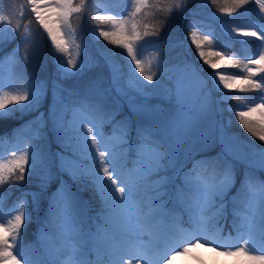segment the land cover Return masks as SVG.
<instances>
[{"label": "snow or ice", "instance_id": "snow-or-ice-1", "mask_svg": "<svg viewBox=\"0 0 264 264\" xmlns=\"http://www.w3.org/2000/svg\"><path fill=\"white\" fill-rule=\"evenodd\" d=\"M127 2L130 11L119 17L104 7L93 11L90 0H27L26 6L19 5V13L0 9V50L18 40L11 53L0 56V119L16 111L37 114L11 156L4 159L0 152V198L6 186H22L33 177L41 191L59 180L40 229L44 256L36 262L21 248L32 220L29 205L38 206V194L22 193L10 206L6 222L0 199V264H93L87 259L92 253L106 257L108 264H172L177 253L167 256V245L177 234L185 238L184 253L203 242L205 247L215 244L212 250L233 257L235 264H264V254H257L264 252V180L256 176L264 171V50L242 60L212 50V34L201 36L196 27L190 34L199 58L212 70L213 87L223 90L222 97L255 93L260 101L243 105L240 96H232L245 108L235 111L239 124L261 142L259 149L246 151L248 146L228 133L230 121L208 120L209 96L176 77L160 84L165 69L159 57L155 64L138 58L149 38L159 36L173 13L185 12L190 0ZM210 2L224 16L238 18L236 26L225 29L233 40L247 43L254 38L264 48V0ZM251 4L259 20L244 16ZM26 14L35 17L50 39L60 79L71 80L93 66L85 62L79 37L84 19L90 21L94 37L130 58L127 74L106 60L110 89L100 88L95 80L83 91L55 83L51 103L41 111L48 83L34 80L26 71L35 44V34L22 23ZM155 16H161V23L144 22ZM74 17L79 18L75 26ZM110 92L116 93L115 107H106ZM125 105L130 115L116 120ZM205 123L221 145L215 156L201 155L209 149ZM105 125H114L111 136L105 135ZM3 143L0 138V147ZM53 143L58 151H52ZM237 164L245 168L242 177ZM72 184L98 198L94 214L82 206ZM185 218L191 231L181 226ZM221 220L230 224L227 237L218 226Z\"/></svg>", "mask_w": 264, "mask_h": 264}, {"label": "trees", "instance_id": "trees-1", "mask_svg": "<svg viewBox=\"0 0 264 264\" xmlns=\"http://www.w3.org/2000/svg\"><path fill=\"white\" fill-rule=\"evenodd\" d=\"M24 0H2V8L3 9H12L19 13V5L23 4ZM100 2H105L108 4V9L117 14L118 17L120 14H124L126 11H130V5L127 0H90V6L93 11H95V4H99ZM15 5V8L12 6ZM204 6L209 10L218 11V6L211 5L210 0H190L188 5V9L183 12L186 16L185 18L192 19L196 21L198 26L201 27H211L213 29V36L215 38L213 49L215 51H223L226 55L235 56L239 59H242L253 53L256 50V47L259 42L255 41V39L249 40L247 43H242L240 41H236L231 39L228 36V32L225 30L226 27L230 28L235 22L238 21V18L228 17L220 18L216 21H208L206 17L202 16L203 14L198 13L200 6ZM219 12V11H218ZM198 13V14H195ZM162 15V14H161ZM245 17H251L252 19L259 20L258 9L254 4L247 6V10L244 13ZM177 19L175 13H173L172 19ZM168 20L162 31L159 33L158 37H150L148 43L143 45L140 49L139 56L148 64L151 61L155 64L156 58L159 57L160 61L164 64H168V58L171 54V50H169V44H166L171 38L175 39L177 35L180 33V28L178 27V20ZM86 20V25L84 27L81 26L79 31V37L82 39L83 44L85 42V28H90V21ZM79 21L78 17L73 18V25L75 26ZM83 22V21H81ZM80 22V23H81ZM145 23L150 24H159L161 23V16L150 17L144 21ZM24 24H30L32 28L36 31L37 37L40 41L44 43L45 50L38 48L34 53H31L29 56V62L26 66V71L31 74L34 80L47 81V77H52L53 75V60L55 59L54 48L49 44L48 40L45 38L42 33L39 25L33 20L30 15H26L24 20L22 21ZM27 24V25H28ZM108 27V26H104ZM23 31V29H21ZM96 45H98L103 52L107 55V58L112 59L115 64H118L122 67L125 74L128 72L130 58L126 57V53L123 52L122 49L115 48L111 44H108L101 38H98L94 41ZM18 40H14L8 43L3 50L7 52L5 55L7 56L12 52L11 46L17 45ZM193 48V46H192ZM208 50V49H207ZM22 55V53H21ZM134 69V65H131ZM97 70V66L93 70H85V72H93ZM152 71H156L155 67L152 68ZM166 71L161 76L159 83L165 79ZM139 76V73H136ZM5 77H7V68L5 69ZM143 79L142 77L140 78ZM168 79V78H167ZM169 80H167V83ZM144 83H147L146 81ZM7 90V89H3ZM49 92V91H48ZM233 95L240 96V104H243L249 101L255 93H233L228 94L226 100L222 101V120L229 119L230 126L227 128V131L234 135L236 139L240 142L241 145H247L246 151H252L253 149H259L261 147V142L258 141L256 137H253L250 133H248L240 124L239 120L235 116V111L240 110L238 107V102L232 99ZM49 105V93L45 99V103L41 108V111H45ZM126 114L130 115L125 108L122 109L120 114L116 117V120L122 119ZM37 114L31 111H16L11 115L0 119V138H4L3 146L0 147V152L3 153V158L7 159L11 156L12 151L16 150L13 146L16 144L18 140H22L24 134L27 132L30 127V122ZM228 123V122H227ZM114 125H105L103 131L105 135L113 132ZM22 150V149H20ZM59 149L56 147L55 143L52 144V151H58ZM218 153L216 144L209 143L208 151L202 152L203 156H215ZM199 158V157H198ZM237 175L238 177H242L244 174V169L242 164L236 165ZM55 171V170H54ZM256 176L259 179L264 180V171L256 172ZM63 179L68 180V177L65 175ZM71 184V181H69ZM39 185V181L33 177L28 180L27 183L22 186L8 188L4 190V196L0 199L3 201V208L5 212V217L8 216V211L13 202L21 196L22 193H37L39 197V204L36 207H33L31 204L29 205L32 212V220L31 223L28 224L24 236H23V244L21 250L23 251L25 257L29 260L36 262L43 259L44 252L43 247L39 241L40 229L43 228L48 207L49 201L52 194L56 191L59 186V180H53L46 190L41 191ZM239 183H237V187ZM73 190L76 192V196L79 198L82 206L88 208L90 210V214H94V210L97 209L98 198L94 196L93 192L90 190L80 191L76 184H72ZM233 190V194H234ZM31 200V197H28ZM13 213V212H12ZM187 225V219L183 223ZM218 226H223V233L226 231H230V224L221 220ZM88 260L92 261L93 264L97 263L98 260H101V256L98 257L97 253H92L87 257Z\"/></svg>", "mask_w": 264, "mask_h": 264}, {"label": "rangeland", "instance_id": "rangeland-1", "mask_svg": "<svg viewBox=\"0 0 264 264\" xmlns=\"http://www.w3.org/2000/svg\"><path fill=\"white\" fill-rule=\"evenodd\" d=\"M24 1L25 2L23 3V5L26 6L27 0ZM1 4H2V0H0V9H3ZM104 4H98L96 8L106 7L108 9L107 7L108 4L107 3ZM197 12L203 14L202 16L206 17V19L210 22L216 21L220 18H225V16L219 13L218 11L209 10L205 8L203 5L200 6ZM175 15L177 19L176 18L175 19L171 18V19L172 21L179 19L178 27L180 28V33L175 37V39L171 38V40L166 43L170 45L169 50L173 51V53H171L169 57V61H171L169 65L168 66L167 64L163 65V68H165L167 74L161 84H167V80H169V77H176L183 79V81L193 90L199 88L201 91V95L209 96L211 100L212 111L209 115L208 120L209 121L214 120L217 124L227 123L229 122V119L222 120V104H221L222 101L220 100L223 101L226 100L228 95H224L222 97L221 92L223 90L217 91L213 87L214 77L212 75V70L207 65H205L203 61L199 58L197 49L195 45L192 44L191 36H190L192 27H196L197 32L201 36L206 34L213 35V29L211 28L209 29L208 27L198 26L196 21L185 18L186 15L184 13H175ZM31 17L33 18V20H35L34 16ZM189 21H191L192 23H189ZM36 23L38 24V22ZM236 23L237 22H235L231 27L236 26ZM28 25L30 26L31 31L35 34V44L31 53H34L38 48L41 49V47L42 49L45 50L44 43L38 39L36 31L32 28L30 24ZM85 25H86V20L84 19L83 22H81V26L84 27ZM41 30L43 32L42 28ZM84 31L86 35L85 37L86 44H83L84 48L86 49V54L84 59L86 63H91L93 65L92 67L86 68L85 70H93L96 66H97V70L93 72L84 71V73L81 76L74 77L71 80L60 79L57 76V63L56 60L54 59L53 67L51 69L53 70V75L50 78L47 77L48 80L46 81L48 83L49 104L51 103L52 100V91L55 87V83H59L64 87H77L81 91L86 89L87 86L94 80L99 82V86L102 89H110L111 87L110 71H109L108 63H106V60L111 61L112 63L114 62L112 59L107 58V55L103 52V50L98 45L95 44L94 41H96L98 37H94L90 28L86 27ZM43 34L45 35L49 44L52 46L50 39L47 38V34L44 32ZM228 36L230 37L229 33ZM251 39L254 38H249V40ZM15 47L16 45L11 46V50H13ZM205 50L207 51V49ZM261 50H264V48H262L259 44L256 50L253 52V54L246 56L245 60L255 58ZM5 54H7L5 50L3 49L0 50V56ZM226 71L229 72L230 74H241V71L239 69H227ZM107 96L108 99L106 102V107H115L112 101H113V97L116 96V93L110 92V94H107ZM250 101H255L257 103L260 102L257 95H253V97L246 103H243V105H248ZM123 108H125V110L128 111L126 105ZM240 110H245V108L240 107ZM127 115L128 114H126L125 116ZM202 130L208 134L209 143L211 144L212 142L216 144L217 151L219 153L221 151V145L215 139V134L213 133L212 129L209 127V124L208 123L203 124ZM112 134L113 133L107 136H111ZM243 169L245 170L244 166ZM182 227L189 229V231H191L190 227H186V226H182ZM228 235L222 234L223 237H227ZM232 235L234 236L235 233L233 232ZM177 241H179V243H177ZM221 243H223V240L221 241ZM230 243L232 244V246H236L237 244L236 241H231ZM239 243H243V241H240ZM184 244H185V238L177 234V236L172 238V243L167 245V249H168L166 253L167 256H171L173 251L177 253L175 259L172 261V264H235V260L233 257L225 256L217 252H214L212 249L213 247H215V244H213L210 247H205L203 246V242H201V245L191 248L187 253H184L182 251ZM164 247L165 245L162 243L158 251L162 252ZM257 254H264V252H257ZM159 264H164V260H160Z\"/></svg>", "mask_w": 264, "mask_h": 264}]
</instances>
